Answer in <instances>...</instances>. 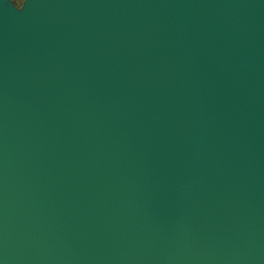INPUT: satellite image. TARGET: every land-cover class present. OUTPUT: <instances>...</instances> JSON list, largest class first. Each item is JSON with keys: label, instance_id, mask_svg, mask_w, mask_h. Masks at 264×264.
<instances>
[{"label": "water", "instance_id": "obj_1", "mask_svg": "<svg viewBox=\"0 0 264 264\" xmlns=\"http://www.w3.org/2000/svg\"><path fill=\"white\" fill-rule=\"evenodd\" d=\"M12 3L0 264H264V0Z\"/></svg>", "mask_w": 264, "mask_h": 264}, {"label": "rangeland", "instance_id": "obj_2", "mask_svg": "<svg viewBox=\"0 0 264 264\" xmlns=\"http://www.w3.org/2000/svg\"><path fill=\"white\" fill-rule=\"evenodd\" d=\"M16 3H19L20 0H14Z\"/></svg>", "mask_w": 264, "mask_h": 264}, {"label": "clouds", "instance_id": "obj_3", "mask_svg": "<svg viewBox=\"0 0 264 264\" xmlns=\"http://www.w3.org/2000/svg\"><path fill=\"white\" fill-rule=\"evenodd\" d=\"M11 3H12V0H11ZM13 4V3H12ZM14 5V4H13ZM15 7V6H14Z\"/></svg>", "mask_w": 264, "mask_h": 264}]
</instances>
